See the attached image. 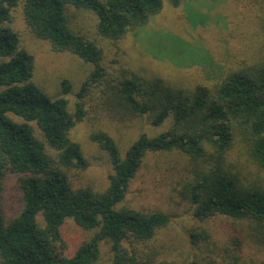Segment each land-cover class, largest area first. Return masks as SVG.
I'll use <instances>...</instances> for the list:
<instances>
[{
	"label": "trees",
	"instance_id": "trees-1",
	"mask_svg": "<svg viewBox=\"0 0 264 264\" xmlns=\"http://www.w3.org/2000/svg\"><path fill=\"white\" fill-rule=\"evenodd\" d=\"M17 1L0 0V55L6 58L0 61V264H104L101 248L106 241L111 253L106 264H157L134 245L152 239L169 217L162 211L118 205L126 201L145 155L172 149L187 158L177 191L193 204L194 215L201 220L223 215L247 222L246 236L257 250H264V54L223 74L212 73V57L205 54L201 61L209 70L206 77L218 81L188 94L157 78L119 79L113 88L124 109L151 114L154 124L171 116L172 124L155 137L141 133L124 155L108 132H90V139L108 153L113 172L102 191L74 187L69 170H83L88 161L70 130L84 119L85 111L81 101L71 111L66 98L52 99L31 79L34 58L21 48L18 33L4 24ZM168 1L175 7L183 2ZM67 2L93 10L99 35L117 40L159 12L163 0H23L25 20L37 37L48 40L55 50L94 63L95 70L77 94L81 99L104 74L103 52L69 29ZM241 150L257 174L242 164ZM9 175L16 177L21 204L12 216L3 206ZM67 218L95 230L70 255L61 233ZM241 241L229 242L221 264H258L239 257Z\"/></svg>",
	"mask_w": 264,
	"mask_h": 264
},
{
	"label": "rangeland",
	"instance_id": "rangeland-1",
	"mask_svg": "<svg viewBox=\"0 0 264 264\" xmlns=\"http://www.w3.org/2000/svg\"><path fill=\"white\" fill-rule=\"evenodd\" d=\"M64 9L69 29L93 41L103 52L104 74L91 83L81 99L77 94L95 70L94 63L70 51L55 50L48 40L37 37L25 20L23 0L11 8L10 19L4 24L18 33L21 48L33 56L31 79L42 91L52 99L66 98L73 112L77 101L82 102L85 117L72 127L70 136L81 145L88 167L69 170L74 187L90 186L102 191L109 185L108 177L113 172L108 153L90 139V132H108L124 155L141 133L155 137L172 124L171 116L154 124L151 114L124 109L113 88L119 79L157 78L174 91L179 89L188 94L199 86H214L218 81L206 77L209 70L201 61L205 54L212 57V73L223 70L222 74L228 68L255 61L264 54V0H183L177 7L163 0L159 12L152 14L146 23L131 27L117 40L99 35L98 17L93 10L68 2ZM5 59L0 55V61ZM240 157L242 164L257 174L243 150ZM185 165L187 158L180 150L149 151L145 155L141 169L131 180L126 201L118 206L127 204L140 210L162 211L169 221L152 239L135 242L134 246L157 264H186L191 260L221 264L229 242L241 239L239 257L244 262L263 261L264 250H257L246 236L247 222L233 221L223 215L201 220L194 215L193 204L177 191L184 180ZM18 192L16 177L9 175L3 190L7 216L14 215L21 205ZM38 219L42 221V216ZM94 231L67 218L61 227L66 253L72 254ZM192 234L199 237L194 239ZM109 249V243L103 242L101 261L104 264L111 258Z\"/></svg>",
	"mask_w": 264,
	"mask_h": 264
}]
</instances>
